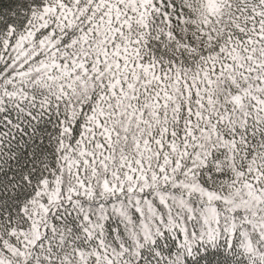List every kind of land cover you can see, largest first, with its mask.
Wrapping results in <instances>:
<instances>
[{
	"label": "snow or ice",
	"instance_id": "1",
	"mask_svg": "<svg viewBox=\"0 0 264 264\" xmlns=\"http://www.w3.org/2000/svg\"><path fill=\"white\" fill-rule=\"evenodd\" d=\"M0 264H264V0H0Z\"/></svg>",
	"mask_w": 264,
	"mask_h": 264
}]
</instances>
